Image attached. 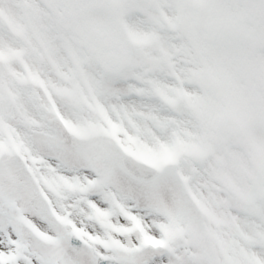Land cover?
<instances>
[{
  "label": "snow or ice",
  "instance_id": "snow-or-ice-1",
  "mask_svg": "<svg viewBox=\"0 0 264 264\" xmlns=\"http://www.w3.org/2000/svg\"><path fill=\"white\" fill-rule=\"evenodd\" d=\"M0 264H264V0H0Z\"/></svg>",
  "mask_w": 264,
  "mask_h": 264
}]
</instances>
